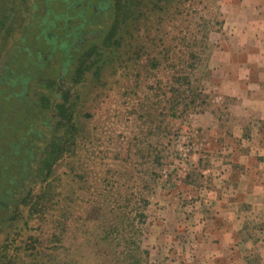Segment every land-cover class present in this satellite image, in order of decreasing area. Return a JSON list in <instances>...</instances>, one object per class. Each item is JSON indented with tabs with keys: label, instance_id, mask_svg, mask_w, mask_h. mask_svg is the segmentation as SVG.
I'll list each match as a JSON object with an SVG mask.
<instances>
[{
	"label": "rangeland",
	"instance_id": "obj_1",
	"mask_svg": "<svg viewBox=\"0 0 264 264\" xmlns=\"http://www.w3.org/2000/svg\"><path fill=\"white\" fill-rule=\"evenodd\" d=\"M95 1L0 0V264H134L136 244L140 264H260L264 214L232 248L210 230L221 194L245 192L240 165L264 159V0H124L121 47L76 74L98 34L70 73L63 21ZM64 96L72 121L57 130L43 105Z\"/></svg>",
	"mask_w": 264,
	"mask_h": 264
},
{
	"label": "trees",
	"instance_id": "obj_2",
	"mask_svg": "<svg viewBox=\"0 0 264 264\" xmlns=\"http://www.w3.org/2000/svg\"><path fill=\"white\" fill-rule=\"evenodd\" d=\"M76 0H65L66 3L69 5L75 3ZM81 1H87L89 3V0H81ZM126 5L124 4V0H96L95 5H89L85 9L86 13L83 11L79 13L78 19L79 22H76L74 24L68 25L67 21H63V28L61 31L63 32V36L60 37L61 43L59 44L56 50L60 52L63 57L67 58L68 65L71 66L70 73L72 72L74 66H75V58L78 56L80 50L84 47V45L92 42L93 40H96L97 38L102 37V44L100 48L95 49V52L93 55L90 53L83 54L82 57H80L79 61L80 64H78L76 67V74H83L84 72H89L95 65L101 64L107 60V56L113 55L120 47H121V40L122 37V25L124 26L125 21L123 19V15H125V9ZM90 14H88V12ZM109 12L113 14L112 18H108L107 22L105 23V27L102 29H96V27H100L98 23V19L101 17V13ZM63 18V17H62ZM125 19V18H124ZM53 25L54 23L51 22ZM51 25V26H52ZM95 37L94 39H91L92 37ZM57 36L50 35L51 45L55 44V40ZM47 41V40H46ZM76 41L80 42L79 45H76ZM94 44V42H92ZM77 47V48H76ZM72 48H75L76 50H71ZM76 53V54H71ZM107 54V55H106ZM36 56L39 58L41 54L37 51ZM67 65V63H66ZM66 69L63 68L64 74H66ZM69 73V72H68ZM26 80V79H25ZM176 83L184 84L186 83L189 87H191V82L186 77V74L181 73L179 77L176 79ZM80 79H77L75 82H79ZM183 95V96H182ZM181 101H183L184 94L181 93L180 96H177V98ZM64 100L62 102H52L48 101L43 105L45 108H48L52 112L55 113V118L53 119L56 129L59 130L63 128L65 125H67L69 122L72 121V106L69 102L67 96H64ZM180 101V102H181ZM189 103H193V100H191ZM177 104V102H176ZM172 117H175L177 114L175 112V108H171L170 112ZM28 139V134L25 136V139ZM27 141V140H26ZM29 141V140H28ZM14 152V151H13ZM23 158L28 155V152H22ZM25 159V158H24ZM19 164L22 163L21 160L18 161ZM142 205V207H147L148 200L145 197H140L138 200ZM138 215V216H137ZM144 212H136L135 217H133L132 220V229H135L134 235L140 234V225L144 223ZM130 226V224H129ZM139 229V230H138ZM123 231V230H121ZM119 233V232H118ZM121 233V232H120ZM120 238L124 239L123 234H120ZM135 247H137L135 253L133 251L130 252H124V255H128L132 259H136L139 257V259L134 261V264H140L142 257L147 255V252L143 249H141L140 245L136 244Z\"/></svg>",
	"mask_w": 264,
	"mask_h": 264
},
{
	"label": "crops",
	"instance_id": "obj_3",
	"mask_svg": "<svg viewBox=\"0 0 264 264\" xmlns=\"http://www.w3.org/2000/svg\"><path fill=\"white\" fill-rule=\"evenodd\" d=\"M261 87L262 85L260 88ZM260 115H262V117L259 118L263 119L264 114H257L256 116ZM249 117L247 118L248 120ZM258 134L260 135V141L252 145L255 146V150H253V152L258 155H264V129L263 131L260 129ZM244 152L245 150H243L242 153ZM254 163V167H252L251 164H245V166L240 165L239 167V170H242L241 174L243 175L241 176L240 183L237 185V189L245 191L241 194V199H239L236 195L227 196L226 194H221V196L216 200V208L214 210V216L216 219L214 220L212 228L213 232L210 230V233L219 239V245L221 248H232L229 242L236 233L241 234L242 238L240 242H247L246 237L243 236L247 231L244 226L247 224V219H249L252 212H257L259 215L264 214V159L261 158L260 162ZM233 217L236 218L237 224L228 219ZM235 224L237 225L236 227ZM253 245L259 248L260 264H264V239L259 238L255 240ZM214 264H217V262L214 261ZM225 264L233 263L228 262L227 260V263Z\"/></svg>",
	"mask_w": 264,
	"mask_h": 264
},
{
	"label": "flooded vegetation",
	"instance_id": "obj_4",
	"mask_svg": "<svg viewBox=\"0 0 264 264\" xmlns=\"http://www.w3.org/2000/svg\"><path fill=\"white\" fill-rule=\"evenodd\" d=\"M59 88H61V87L59 86ZM1 204H2V205H1ZM1 206H5V205H4L3 203L0 202V207H1Z\"/></svg>",
	"mask_w": 264,
	"mask_h": 264
}]
</instances>
